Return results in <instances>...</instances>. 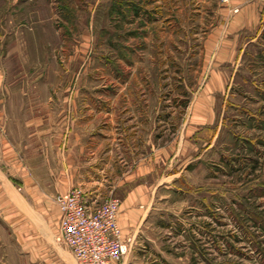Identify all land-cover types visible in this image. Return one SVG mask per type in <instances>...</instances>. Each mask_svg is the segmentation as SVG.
Here are the masks:
<instances>
[{"label": "rangeland", "instance_id": "1", "mask_svg": "<svg viewBox=\"0 0 264 264\" xmlns=\"http://www.w3.org/2000/svg\"><path fill=\"white\" fill-rule=\"evenodd\" d=\"M263 30L264 0H0V264H78L72 185L118 199L109 264H264Z\"/></svg>", "mask_w": 264, "mask_h": 264}, {"label": "built area", "instance_id": "2", "mask_svg": "<svg viewBox=\"0 0 264 264\" xmlns=\"http://www.w3.org/2000/svg\"><path fill=\"white\" fill-rule=\"evenodd\" d=\"M216 1L225 4L228 0ZM53 201L59 210L57 238L68 246L78 264H108L126 254L116 220V197L87 202L84 190L75 185L55 193ZM125 264L135 263L128 258Z\"/></svg>", "mask_w": 264, "mask_h": 264}, {"label": "crops", "instance_id": "3", "mask_svg": "<svg viewBox=\"0 0 264 264\" xmlns=\"http://www.w3.org/2000/svg\"><path fill=\"white\" fill-rule=\"evenodd\" d=\"M230 1H231V0H230ZM236 4H237V5H240L239 3H236ZM223 5H229V0H228L225 4H223ZM237 5L235 6L236 10H234V12L238 10ZM72 186H74V185H72ZM76 186H79V185H76ZM80 187H81V186H80ZM81 188H82V187H81ZM82 189L84 190V193H85V197H86V199H87V202H91V201L93 202V201H99V200H101V199H97L96 196L91 195L90 192L87 191L86 189H84V188H82ZM62 191H64V190L56 191L55 193L62 192ZM23 201H24V200H23ZM56 208H57V206H56ZM58 218H59V210H58V208H57V211H56V225H57V222H58ZM108 264H109V263H108Z\"/></svg>", "mask_w": 264, "mask_h": 264}, {"label": "trees", "instance_id": "4", "mask_svg": "<svg viewBox=\"0 0 264 264\" xmlns=\"http://www.w3.org/2000/svg\"><path fill=\"white\" fill-rule=\"evenodd\" d=\"M261 34L264 35V30L261 31ZM259 184L262 185V183H259ZM260 185H259V186H260ZM249 215H251V214H249ZM250 218L252 219L251 216H250ZM256 222H257V221H256ZM259 225L262 226V227L264 228V219H262V221L259 223ZM238 227H240L241 230H242V232H243L244 234H246L247 231H245V229H242V225H241V223H239ZM252 244H253L255 247H257V242H254V241H253Z\"/></svg>", "mask_w": 264, "mask_h": 264}]
</instances>
